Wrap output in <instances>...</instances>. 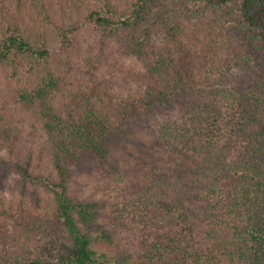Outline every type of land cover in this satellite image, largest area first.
I'll return each instance as SVG.
<instances>
[{
    "label": "trees",
    "instance_id": "obj_1",
    "mask_svg": "<svg viewBox=\"0 0 264 264\" xmlns=\"http://www.w3.org/2000/svg\"><path fill=\"white\" fill-rule=\"evenodd\" d=\"M231 7L264 44V0H0L8 100L41 125L53 169L35 175L0 138V186L16 173L21 193L0 195V264H264V95L243 105L226 78L246 65L241 48L209 44L220 29L208 14ZM185 13L201 23L190 46L177 35ZM85 32L142 65L118 105L68 87L75 62L59 52ZM82 165L105 198L69 192ZM97 222L109 232L96 240Z\"/></svg>",
    "mask_w": 264,
    "mask_h": 264
},
{
    "label": "rangeland",
    "instance_id": "obj_2",
    "mask_svg": "<svg viewBox=\"0 0 264 264\" xmlns=\"http://www.w3.org/2000/svg\"><path fill=\"white\" fill-rule=\"evenodd\" d=\"M208 17L207 22L220 29L217 39L213 38V42L209 44L217 46L216 43H218L219 46H225L230 53L234 52L232 48L234 42L241 48L240 53L238 52L240 58L238 57L237 61H245L246 65H239L226 78L235 87L232 88L235 97L241 100L243 105H253V94L261 95V97L264 95V44L260 42L255 33H249L235 21L236 7L224 9L223 12L211 11ZM195 20L194 15L190 13L183 15L177 34L181 43L188 45L193 41L194 29L201 24ZM192 24L193 31L190 30ZM153 41L157 45L167 44V38L161 25L156 27ZM208 48V43L200 41L199 49ZM59 54L64 60L68 58L75 62V67H73L75 71L71 73V77L67 78L68 87L75 96L87 94L95 97L102 92L106 94V91H112V103L118 105L124 96H130L131 90L139 91V86L134 80L129 82L127 90H125L126 86L122 88L123 83L125 85L127 81L125 76L140 77L142 74L141 63L123 54L122 41L106 39L97 34H86L85 32L78 40H75L70 49H62ZM8 99L4 75L0 71V138L8 141L15 148L17 147L22 160L23 158L31 160L30 168L33 169L35 175L52 173L50 150L41 125L27 111L22 110L18 105H13ZM54 176H58L57 172H54ZM102 177L98 173L87 177L86 165H82L69 184V192L82 200L96 196L105 198L101 194L105 186ZM19 178L20 176L16 173L11 178L9 177L4 186H0V195L3 194L6 199L13 195L17 197L16 195L20 193ZM32 191L30 204L38 206L43 202L42 198L47 196V192L42 191L40 186ZM104 226L99 225L98 222L93 226L96 240L98 239L96 236L104 233L100 229ZM106 230L109 232L107 227ZM102 248L105 249V246Z\"/></svg>",
    "mask_w": 264,
    "mask_h": 264
}]
</instances>
